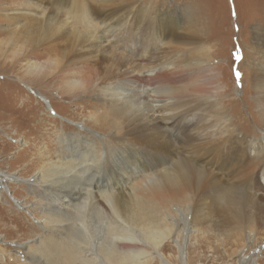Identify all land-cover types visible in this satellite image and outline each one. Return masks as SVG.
<instances>
[{"label": "bare ground", "instance_id": "obj_1", "mask_svg": "<svg viewBox=\"0 0 264 264\" xmlns=\"http://www.w3.org/2000/svg\"><path fill=\"white\" fill-rule=\"evenodd\" d=\"M109 6L99 10L101 19L93 17L91 8L79 0L57 5L59 12L52 11L55 17L21 13L35 21L32 40H27L26 27H20L22 55L40 51L43 59L27 73L36 78L44 71L57 73V94L93 109L83 128L98 135L56 133L54 152L39 139L33 145L24 141L23 155L30 157L27 166L35 174L27 179L22 178V170L0 172V198H6L7 184L13 182L9 206L35 223L28 226L30 236H25L24 243H15L16 254L9 255L16 264H150L173 236L168 218L177 217L176 210L192 214L194 230L209 227L216 214L221 215L222 231L255 234L264 227L263 218L240 213V183L235 181L225 191L219 181L226 173L211 170L219 160L232 165L234 174L227 176L240 182L264 173V151L247 156L233 139V126L219 127L220 113L212 110L209 101L194 98L199 90L194 91L190 82L213 71L212 64L195 54L194 43L183 41L167 48L171 58L165 63L146 75L136 72L132 64L120 61L114 40L126 29L127 21L138 18L141 0ZM148 21L140 18L136 41L144 35L142 28ZM12 33L8 52L14 54L19 42ZM256 67L251 62L244 75L262 120L264 76L259 83L255 80ZM164 88L169 98L156 100L155 92ZM33 91L38 107L45 100L55 112L52 100ZM140 106L144 113L139 112ZM14 136L13 140L16 131ZM121 143L129 148L128 153L112 150L111 146ZM186 143L190 151L182 157ZM22 186L25 198L15 191ZM13 227L16 231L17 225ZM220 230L215 232L223 237ZM9 243L0 239V249L6 252Z\"/></svg>", "mask_w": 264, "mask_h": 264}, {"label": "rangeland", "instance_id": "obj_2", "mask_svg": "<svg viewBox=\"0 0 264 264\" xmlns=\"http://www.w3.org/2000/svg\"><path fill=\"white\" fill-rule=\"evenodd\" d=\"M69 1L0 0V172L17 174L22 170L24 174L21 177L27 179L35 174L31 166H27L30 157L23 155L24 141L30 145L39 142L48 144L54 152L55 143L52 141L56 140V133L65 132L69 136L86 131L98 135L83 128L86 117L94 110L87 108L86 103L79 104L70 97L63 100L57 94L60 92V84L54 77L57 73L44 71L39 78L27 73L42 64L40 51L24 56L26 59L21 51V42L24 41L19 36L20 27H26L27 40L34 39L32 30L35 29L31 28L35 21L27 20L28 17L21 16V13L26 11L35 16L50 13L55 17L52 11L59 12L56 6L63 3L66 5ZM79 1L91 8L93 17L101 19L98 13L103 7L113 3L130 4L133 0ZM141 7L138 18L127 21L126 29L120 30L123 38L120 35L117 42L114 40L115 51L121 56L120 61L132 64L136 72L146 75V71L171 58V54L167 53L171 45L183 41L194 43L193 47L197 51L195 54L205 56L213 70L190 82L194 91L199 90L194 98L209 101L212 110L220 113L222 119L218 123L219 127L228 123L233 126L236 130L233 139L239 142L247 156L264 151V119L257 117L260 111L255 105L256 97L244 75L252 62L257 66L255 80L259 83L264 76V0H141ZM109 9L114 11L115 8L109 6ZM120 15L123 17L122 13ZM141 17L150 21L142 28L144 35H138L139 41H136V28ZM13 31L19 42L14 54L8 52ZM261 64L263 67H259ZM260 85L263 84L260 82ZM27 87L32 91H28ZM33 90L52 100L55 112L44 98L42 102L46 104H42V108L38 107L32 95L35 93ZM155 96L158 97H155L156 100L167 99L168 90L164 88L155 92ZM139 108V112L144 113V106ZM15 131L17 137L13 140ZM189 146L183 144L182 157L190 151ZM111 148L124 152L129 149L122 143ZM199 161L202 162V158ZM213 165L216 167L212 166L211 170L219 171L222 175L226 173L219 181V184L226 186L225 191L227 186L231 188L236 185L235 181L240 183V213L264 219L263 171L247 178L246 182H240L236 177L227 176L233 173L232 165L219 160ZM202 166L210 168L204 163ZM15 177L23 181L19 176ZM7 185L6 198H0V239L12 243L4 247L6 252L0 249V255H3L0 264H16V260L9 255L16 254L15 243H24L23 240L30 236L28 226H34L35 223L24 220L11 209L7 200L12 201L11 195L14 192L8 190L13 188V182ZM23 188L15 190L21 198L26 196V193H22L25 192ZM176 216L168 218V222L174 226L172 238L162 251L152 257L150 264H264V227L255 234L245 231L240 235L228 228L222 231L219 226L222 223L221 215L216 214L211 218L213 224L209 223V227L198 226L194 230L190 212L176 210ZM16 225L15 231L13 226ZM216 228L223 232V237L218 236ZM19 264L25 263L20 261Z\"/></svg>", "mask_w": 264, "mask_h": 264}]
</instances>
